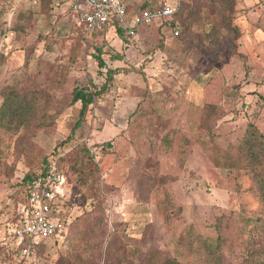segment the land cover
<instances>
[{
  "label": "rangeland",
  "instance_id": "obj_1",
  "mask_svg": "<svg viewBox=\"0 0 264 264\" xmlns=\"http://www.w3.org/2000/svg\"><path fill=\"white\" fill-rule=\"evenodd\" d=\"M66 1L52 0L42 13L40 0H0V88L23 79L52 90L57 112L55 125L36 131L32 151L20 156L16 136L0 128V264H29L13 238L26 201L24 175L38 172L43 156L66 170L58 155H71L79 143L92 154L99 179L93 191L70 170L65 175L68 213L76 218L71 230L85 231L100 252L82 264H114V257L143 264L153 250L173 255L188 227L207 242L220 237L222 264H239L242 229L260 204L247 172L217 163L248 122L264 133V2L235 0L239 37L214 31L211 44L198 49L162 21L128 39L112 29L84 32ZM128 1L157 7L176 0ZM107 69L116 71L111 83L78 125L80 103H70V93L98 89ZM207 104L215 105L209 133L200 124ZM163 188L182 208L170 226L155 203ZM72 243V232L50 243L38 264L71 259Z\"/></svg>",
  "mask_w": 264,
  "mask_h": 264
},
{
  "label": "trees",
  "instance_id": "obj_2",
  "mask_svg": "<svg viewBox=\"0 0 264 264\" xmlns=\"http://www.w3.org/2000/svg\"><path fill=\"white\" fill-rule=\"evenodd\" d=\"M40 1L41 12L48 13L52 0ZM125 1L127 2V9L135 12L153 8L149 3L134 4L128 0ZM177 1L175 13L169 19L163 20L161 24L168 25L172 31L178 30L177 35L184 32L183 39L191 40L196 48L202 49L211 44L214 31H218L223 37L228 35L232 40L239 37V29L233 24L236 13L235 0ZM202 7L207 9V15H201ZM184 11H187V15H183ZM109 29L114 30L117 36L122 39L130 37L125 35L121 28L116 25H106L101 30L92 31L91 34H104ZM95 58L99 67L105 66L100 51H98ZM3 61L4 58L0 54V65ZM115 73V69H107L105 82L98 89L76 87L72 90L70 103H80L78 125L84 119L89 106L106 91ZM0 97V128L16 136L15 152L18 156L27 152L30 153L32 151L30 145L36 131L50 129L56 123L57 112L52 111L54 108L53 91L40 89L26 80L19 79L12 84L1 87ZM214 110L215 105L212 104H207L202 108L200 124L204 126L202 129L206 133L210 132L211 114H213ZM202 144L206 145V142ZM49 160L48 157L43 156L41 163L44 166L42 164L38 167V172H28L24 175L25 200L28 191L39 179L45 176L46 169L44 167ZM59 160H63L67 164L66 170H64V167H60L64 175L70 170L76 174L77 180L81 185L87 186V189H93L94 191L99 182L97 178L98 167L85 143L77 144L71 155L65 154L62 157L58 155ZM219 162L220 164L217 163V165L228 170H244L247 172L251 185L250 189L256 193L260 204L256 213L248 217L242 229L244 238L242 239V248L239 254V264H264V214H261L262 210L260 209L264 207V133L255 124L248 122L239 143L227 148ZM5 166L4 164L3 167ZM153 180L155 181V178ZM161 184L162 182L157 184L159 190ZM160 193L161 195L157 197L155 203L162 216L163 223L166 226H170L180 217L182 208L174 203L165 188L161 189ZM90 196L93 197V195ZM74 220L76 218L72 219L67 225L61 240L64 241L67 235L72 232L71 259L59 257V264L88 263L99 256L100 252L97 246L89 239L85 231L78 230L74 232L71 230L72 227L73 229L75 227ZM220 241V237L214 243L207 242L199 236L194 237L192 228L188 227L176 237L173 255L153 250L146 255L143 264H185L182 258L187 259L189 255L193 259H189L188 264H222ZM113 243L114 241L111 239L106 246L108 254L110 250H114ZM45 250L44 246H39L37 253L41 256ZM114 258H116L114 264H135L131 260H122L121 257ZM24 262L27 264V261Z\"/></svg>",
  "mask_w": 264,
  "mask_h": 264
},
{
  "label": "built area",
  "instance_id": "obj_3",
  "mask_svg": "<svg viewBox=\"0 0 264 264\" xmlns=\"http://www.w3.org/2000/svg\"><path fill=\"white\" fill-rule=\"evenodd\" d=\"M177 4V0L174 3L165 1L157 7L135 12L127 9L125 0H68L69 8L84 32L91 33L106 25H116L130 37L139 29L169 19L175 13ZM173 32L178 34V30ZM44 168L46 174L28 191L13 231L16 250L21 257L29 259V264H38L39 246L47 249L50 243L63 239L72 220L66 202L64 173L56 167L55 160L50 159Z\"/></svg>",
  "mask_w": 264,
  "mask_h": 264
},
{
  "label": "crops",
  "instance_id": "obj_4",
  "mask_svg": "<svg viewBox=\"0 0 264 264\" xmlns=\"http://www.w3.org/2000/svg\"><path fill=\"white\" fill-rule=\"evenodd\" d=\"M66 4H68V0L66 1ZM68 7H69V5H68Z\"/></svg>",
  "mask_w": 264,
  "mask_h": 264
}]
</instances>
